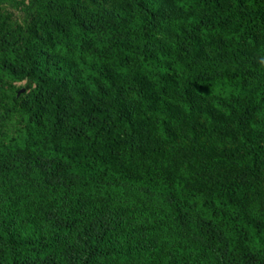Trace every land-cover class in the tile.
<instances>
[{
	"label": "trees",
	"instance_id": "1",
	"mask_svg": "<svg viewBox=\"0 0 264 264\" xmlns=\"http://www.w3.org/2000/svg\"><path fill=\"white\" fill-rule=\"evenodd\" d=\"M191 1L196 16L201 0ZM139 4L149 12L158 10L150 0ZM143 9L139 13L144 15ZM195 20V31H208V23L196 26ZM149 25L143 24L136 45L100 25L88 28L74 21L50 51L52 58L44 53V63L38 64L25 47L8 57L15 63L24 60L28 87L44 83L36 72L42 69L51 75L65 72L66 82L75 78L95 86L97 81L105 95H116L149 71L151 79H176L187 94L198 86L208 96H224L232 109L239 106L241 123L246 117L258 120L252 132L257 147L246 149L249 169L257 168L264 148V88L234 71L207 75L201 82L189 74L193 65L185 55L149 47ZM83 44L91 45L97 58L87 49L80 54ZM141 98L155 116L170 119L168 109L163 116L149 98ZM23 130L0 143V264H264V222L247 213L242 178L232 176L213 191H190L176 180L158 183L152 162L149 174L135 179L118 169L107 142L97 152L66 157L47 151ZM224 134L234 137L235 132ZM239 150L223 149L211 161L220 167L223 161L245 162Z\"/></svg>",
	"mask_w": 264,
	"mask_h": 264
},
{
	"label": "rangeland",
	"instance_id": "2",
	"mask_svg": "<svg viewBox=\"0 0 264 264\" xmlns=\"http://www.w3.org/2000/svg\"><path fill=\"white\" fill-rule=\"evenodd\" d=\"M150 2L158 9L154 13L143 9L139 0H0V62L4 66L0 68V143L24 129L47 151L75 157L97 152L107 142L125 176L144 177L154 162L158 183L176 180L196 192L216 190L236 176L244 181L247 213L264 222V148L254 170L249 169L246 150L257 147L252 132L258 120L246 117L241 123L239 106L234 104L232 109L224 96H208L198 86L192 87L195 94H187L176 79H151L149 71L119 88L116 95H105L107 90L97 81L95 86L75 78L66 82L65 72L51 75L42 69L36 72L44 83L28 87L24 60L15 63L8 57L9 52L25 47L38 64L44 63L45 54L52 58L50 51L67 37L74 21L88 28L100 25L137 45L143 24L150 22L149 47L185 55L195 69L189 74L194 72L201 82L204 76L234 71L264 88V0H201L202 10L196 16L191 0ZM141 6L144 15L139 13ZM194 18L196 26L208 23V31H195L199 27L191 26ZM86 49L97 58L88 44L79 46L78 52ZM182 84L187 81L183 79ZM141 95L163 116L168 109L170 119L155 116ZM227 105L230 108L224 109ZM227 130L235 132L234 137L226 136ZM236 148L245 162L223 161L221 167L212 163L217 152Z\"/></svg>",
	"mask_w": 264,
	"mask_h": 264
}]
</instances>
